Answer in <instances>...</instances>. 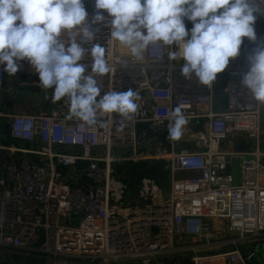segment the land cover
<instances>
[{
  "label": "built area",
  "instance_id": "1",
  "mask_svg": "<svg viewBox=\"0 0 264 264\" xmlns=\"http://www.w3.org/2000/svg\"><path fill=\"white\" fill-rule=\"evenodd\" d=\"M86 11L91 18L94 10ZM100 27L96 42L107 45L111 65L96 77L102 93L132 89L137 111L128 118L98 111L89 126L69 118L66 98L48 96L43 112L0 113L16 141L0 146V264H23L27 256L44 264H204L215 257L248 264L251 244L264 241L262 103L240 88L254 45L244 38L239 56L203 85L181 75V59L168 58L175 46L150 45L135 61ZM91 62L86 54L88 71ZM20 64L15 76L27 80L19 84L40 87L27 61ZM6 80L0 66V90ZM178 105L193 139L168 138ZM235 132L250 148H222ZM123 162H157L166 180L145 174L133 190L118 169ZM207 219L226 220L231 235L217 236Z\"/></svg>",
  "mask_w": 264,
  "mask_h": 264
},
{
  "label": "clouds",
  "instance_id": "2",
  "mask_svg": "<svg viewBox=\"0 0 264 264\" xmlns=\"http://www.w3.org/2000/svg\"><path fill=\"white\" fill-rule=\"evenodd\" d=\"M0 0V66L15 75L27 61L53 102L66 98L69 118L92 126L97 112L128 118L137 111L132 89L102 93L96 79L111 71L107 45L97 41L100 25L108 43L126 46L135 61L150 45L175 46L170 60L181 59L180 73L211 85L239 56L243 39L254 46L246 56L240 88L264 104V39L254 24L264 16V0ZM103 10V11H101ZM185 20L192 23L187 28ZM91 57L90 71L82 63ZM47 98V96H46ZM187 123L181 106L172 109L168 138L178 140Z\"/></svg>",
  "mask_w": 264,
  "mask_h": 264
},
{
  "label": "crops",
  "instance_id": "3",
  "mask_svg": "<svg viewBox=\"0 0 264 264\" xmlns=\"http://www.w3.org/2000/svg\"><path fill=\"white\" fill-rule=\"evenodd\" d=\"M34 88H36V87H29V86L20 85L19 81L15 75H8L7 74V80H6L5 87L0 90V113L5 114V115L6 114L10 115V114H14V113H26V114H28V113H40V112H43L46 109H48L47 105H45L46 99L43 102L38 97H35L29 93V90H32ZM51 94H52V90L49 89L47 97L51 96ZM220 96L222 98H224V95L222 94V92L220 93ZM222 107H221V105H217L216 110L221 111ZM262 110H263V112H262ZM261 113H262V119H263V117H264V104H262ZM3 119L7 120L6 118L1 117L0 122ZM5 126L7 127V125H5ZM184 127H185V129L184 130L182 129L181 137L187 138V137L194 135V134H190L188 132L187 123L184 125ZM261 131H262L261 137H262V141L264 143V129L262 128V125H261ZM242 136H243L242 133H238V132L232 133L223 141L222 148L225 150L239 148L237 145H238V143L242 142V138H241ZM19 144L23 145V146L28 145V143H19ZM212 221H213V224L215 226V227L214 226L213 227L215 229L216 234H218V232H220L221 229L223 232H229L227 230L226 220H223L224 225H222L220 227L217 226L218 222L216 220H212ZM255 243L256 244H263L264 241L263 242L262 241L253 242L251 244V246L254 250L256 249V246L253 245ZM244 250H245V248H244ZM204 264H229V263H228L227 259L224 257L223 258L222 257H215L214 259L212 258L210 261H205Z\"/></svg>",
  "mask_w": 264,
  "mask_h": 264
},
{
  "label": "rangeland",
  "instance_id": "4",
  "mask_svg": "<svg viewBox=\"0 0 264 264\" xmlns=\"http://www.w3.org/2000/svg\"><path fill=\"white\" fill-rule=\"evenodd\" d=\"M187 27H189V26H187ZM22 80H27V77H25V76H21L20 78H19V81H22ZM48 92H49V89L48 90H45V89H43V88H41V87H36V88H34V89H32V90H29V93L30 94H32L33 96H35V97H38L40 100H42L43 102L45 101V99H46V96L48 95ZM218 105H221V107H222V103H219ZM47 108H49V105L47 106ZM223 108V107H222ZM217 109V108H216ZM263 109V108H262ZM262 112H263V110H262ZM262 128L264 129V117H263V119H262ZM6 120H2L1 122H0V146H5V145H7V144H10V143H15L16 144V141H14V140H12L11 138H10V133H9V129L5 126L6 125ZM194 138V137H193ZM192 137H187V138H185V139H187V140H190V139H193ZM122 154H125V150H122ZM156 166V165H155ZM156 167H158V166H156ZM118 169H119V171L120 172H122V173H124V174H126V176L128 177V174L130 173V170L128 169V163H126V162H123V163H121L120 165H119V167H118ZM236 171H234V173H235ZM158 180H160L161 182H163L164 183V181L166 180V178H165V176H163V177H160ZM131 186H132V189L133 190H135V189H137V187H138V179L134 182V184H131ZM218 223H217V226H222V225H224L223 224V220L224 219H215ZM207 225H208V227L209 228H212V226H214V224H213V221L211 220V219H207ZM215 227V226H214ZM231 235V233L230 232H223L222 231V229H221V231L220 232H218V234H217V236H220V237H228V236H230ZM254 246H256V249H257V247L260 245V244H253ZM255 249V250H256Z\"/></svg>",
  "mask_w": 264,
  "mask_h": 264
},
{
  "label": "trees",
  "instance_id": "5",
  "mask_svg": "<svg viewBox=\"0 0 264 264\" xmlns=\"http://www.w3.org/2000/svg\"><path fill=\"white\" fill-rule=\"evenodd\" d=\"M84 6L85 9H94V3L93 0H84ZM103 11V10H101ZM190 21L185 20L186 26L190 25ZM254 28L256 33H260L263 31V20L258 17L255 24ZM158 167H156V166ZM128 169L130 170V173L128 174V181L130 184H134V182L139 179L142 175L149 174L152 176H155L157 179L160 177L165 176V172L162 170L161 166L159 163H151V162H140V163H131L128 164ZM160 181V180H159Z\"/></svg>",
  "mask_w": 264,
  "mask_h": 264
},
{
  "label": "water",
  "instance_id": "6",
  "mask_svg": "<svg viewBox=\"0 0 264 264\" xmlns=\"http://www.w3.org/2000/svg\"><path fill=\"white\" fill-rule=\"evenodd\" d=\"M240 149L250 148L249 142H240L237 145ZM41 237L38 241V245L43 241V232L41 231ZM44 258H38L35 256H27L23 264H44ZM249 264H264V243L260 244L255 250L254 254L248 261ZM9 264H15L14 262H10Z\"/></svg>",
  "mask_w": 264,
  "mask_h": 264
},
{
  "label": "bare ground",
  "instance_id": "7",
  "mask_svg": "<svg viewBox=\"0 0 264 264\" xmlns=\"http://www.w3.org/2000/svg\"><path fill=\"white\" fill-rule=\"evenodd\" d=\"M185 129V127L183 126V130Z\"/></svg>",
  "mask_w": 264,
  "mask_h": 264
}]
</instances>
